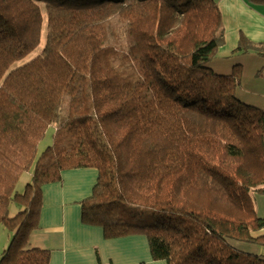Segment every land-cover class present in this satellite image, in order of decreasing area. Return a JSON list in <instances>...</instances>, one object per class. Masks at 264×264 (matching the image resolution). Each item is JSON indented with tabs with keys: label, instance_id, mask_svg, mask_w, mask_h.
Masks as SVG:
<instances>
[{
	"label": "trees",
	"instance_id": "16d2710c",
	"mask_svg": "<svg viewBox=\"0 0 264 264\" xmlns=\"http://www.w3.org/2000/svg\"><path fill=\"white\" fill-rule=\"evenodd\" d=\"M223 41L217 0H0V264H50L29 244L43 186L80 167L98 170L82 220L107 238L144 235L168 264H264L236 244L263 240L264 108L237 96L242 64L208 65Z\"/></svg>",
	"mask_w": 264,
	"mask_h": 264
},
{
	"label": "crops",
	"instance_id": "0c3cea01",
	"mask_svg": "<svg viewBox=\"0 0 264 264\" xmlns=\"http://www.w3.org/2000/svg\"><path fill=\"white\" fill-rule=\"evenodd\" d=\"M217 2L224 27V41L218 49L220 55L229 57L231 53L242 52L237 50L242 35L256 43L264 42V4L250 0ZM241 54L252 55L258 65L264 62V56L256 52ZM240 64L244 73L245 64ZM235 65L230 64L229 69ZM97 178L96 168L80 167L64 170L60 181L43 186L39 226L30 236V246L51 250L50 264H168L166 260L152 258L144 235L107 238L102 227L83 222L82 201L92 195ZM260 196L255 207L258 214V211L263 212L260 217L264 218V195ZM253 235L263 240L247 242L250 245L247 251L264 255V227Z\"/></svg>",
	"mask_w": 264,
	"mask_h": 264
},
{
	"label": "rangeland",
	"instance_id": "374dc122",
	"mask_svg": "<svg viewBox=\"0 0 264 264\" xmlns=\"http://www.w3.org/2000/svg\"><path fill=\"white\" fill-rule=\"evenodd\" d=\"M47 27V20L44 16L43 30L42 33L45 34ZM45 36V35H44ZM43 36V37H44ZM45 39L42 38L40 47L35 51L31 52L24 59L16 62L14 66H18L32 59L34 56H37L39 52L43 49ZM242 52H235V54H230L229 57H223L219 54V51H216L211 58V61L208 62V65L212 66L214 70L218 73L229 74V72L233 69H229L230 64L244 63V73L243 79L240 81V84L237 88V96L255 106L261 107L264 105V73H260L259 70L264 65V62L259 64L255 62L253 56H247L245 54H241ZM52 133L48 131L46 138L39 144L38 152L42 151L47 145L52 143ZM31 171L25 172L20 177L18 182V188L20 190L23 189L25 183L30 179ZM261 193H254V198L257 204H259L260 199L262 198ZM259 216H263L262 211H258ZM11 232L5 227L0 226V253L9 245ZM237 246L245 251L250 248V245L246 243H236ZM249 252V251H248Z\"/></svg>",
	"mask_w": 264,
	"mask_h": 264
}]
</instances>
